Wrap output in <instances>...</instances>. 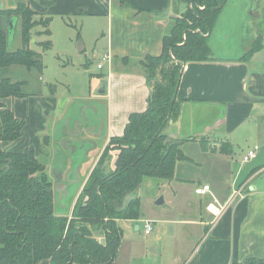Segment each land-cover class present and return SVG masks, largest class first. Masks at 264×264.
<instances>
[{"label":"trees","instance_id":"16d2710c","mask_svg":"<svg viewBox=\"0 0 264 264\" xmlns=\"http://www.w3.org/2000/svg\"><path fill=\"white\" fill-rule=\"evenodd\" d=\"M41 1L43 6L49 4ZM177 1L186 4L184 14L173 19L161 39L159 53L146 55L142 61L151 86L146 108L131 112L122 133L108 139L106 151L112 150L115 155L113 168L102 174L94 167L68 208L57 204L53 184L58 180L48 175L32 147L20 152L1 147L3 142L18 139L25 123L5 99L23 98L27 93L24 80L0 77V264H37L43 259L49 264H113L123 234L119 220L139 217L137 190L144 179L170 180L178 162L192 161L181 148L188 139L168 140L166 136V128L180 112L176 91L181 63L215 59L207 38L214 28H220L224 10L230 14L228 22L235 23L237 45L241 47L242 39L249 35L248 22L244 26L246 21L240 22V17H254L260 0ZM119 2L131 4L127 0ZM12 18L19 21L20 44L15 49L8 43ZM51 18L33 9L29 2L0 8V69L21 65L41 71V53L30 43L36 42V34L50 35ZM191 20L195 27H190ZM36 26L42 30H35ZM249 41L248 47L240 50V59L249 57L261 45ZM39 44L43 51L51 48L50 40ZM196 141L203 150L208 148L204 137ZM218 151L231 155L234 148L223 141ZM128 195L132 198L122 208ZM231 264H264V258L249 257Z\"/></svg>","mask_w":264,"mask_h":264},{"label":"crops","instance_id":"0c3cea01","mask_svg":"<svg viewBox=\"0 0 264 264\" xmlns=\"http://www.w3.org/2000/svg\"><path fill=\"white\" fill-rule=\"evenodd\" d=\"M47 1V6L34 0H29V5L47 15H83L88 22L96 24L99 49L94 53L110 55L100 72L90 73L95 77H89L85 93H73L60 104L56 111L58 119L52 126L53 144L58 146L63 158L58 169L64 172L63 178L70 172L73 179L74 169L78 167L80 183L94 167L102 174L110 171L113 156L104 165L108 151L114 153L106 151L108 139L122 133L131 112L146 108L151 86L142 61L146 55L159 53L162 37L173 19L185 11L186 4L177 0H127L129 5H122L119 0ZM223 15L224 20L218 22L221 26L225 24L223 30L227 34L220 47L223 55L213 49L215 59L183 64L176 91L177 99L181 100L180 112L177 120L166 128V134L172 132L188 140L206 137L212 131L224 135L237 130L250 118H254L257 131L261 129L264 122V32L261 45L249 57L240 59L233 33L235 25L230 26L227 10ZM252 19L263 22L264 0H260L254 17L249 19L242 15L240 22L246 21L244 26L248 22V28ZM15 67L24 68L12 65L4 69L10 74ZM84 67L82 73L88 71L87 65ZM221 142L213 140L216 152ZM10 144L3 142L1 147L12 152L25 148ZM80 152L85 155L82 160L78 157ZM233 154L220 153L218 157L230 167L234 162ZM231 174L225 183L215 182V189L203 183L209 186L203 194H208L210 199L206 204H215L219 213L214 216L205 205L203 212L199 209V217L191 220L202 227L204 234L182 264H231L249 257L264 258V186L257 182L264 174V160L256 156L238 164L234 175ZM37 264H49V261L43 259Z\"/></svg>","mask_w":264,"mask_h":264},{"label":"rangeland","instance_id":"374dc122","mask_svg":"<svg viewBox=\"0 0 264 264\" xmlns=\"http://www.w3.org/2000/svg\"><path fill=\"white\" fill-rule=\"evenodd\" d=\"M19 2H29V0H5L4 4L5 7L13 8ZM34 2L43 6L41 0ZM50 16L52 17L49 24L50 35L36 34L34 36L36 42L30 43L32 49L41 53L43 69L38 71L15 67L10 74H7L5 69H0V73L8 75L13 80H24V90L27 93L23 98L5 99L8 107L25 121L21 136L10 141L11 144L18 146L19 149L32 147L36 157L45 164L48 175L54 177L56 182L58 180L56 172L61 168L63 159L58 152V146L53 144L51 135L52 126L58 119L56 111L68 96H73V93H85L89 77H95L90 73L100 72V69L96 68V63L101 56L94 53L95 49H99L95 38L96 24L88 22L81 14ZM13 19H15V27L12 41L9 43L11 49L17 48L20 43L19 21ZM224 25L216 30L214 28L207 38L212 53L223 55L224 50L220 47L227 38L221 37L225 34ZM263 25L264 20L263 22L250 20L247 28L249 37L242 39L241 47L237 45V53L248 47L249 40L260 42L264 32ZM190 27H195V21L191 20ZM35 30L42 29L36 26ZM233 33L237 44L239 35L236 33V26ZM46 40L51 41V48L43 51L39 42ZM84 65H87L88 71L82 73L85 69ZM261 129L257 131L254 118H250L237 130L224 135L220 131L209 132L208 136L204 137L208 140L206 143L208 148L205 150L194 138L185 141L181 148L192 161L178 162L174 177L170 180L145 178L137 190L139 217L119 220L123 234L113 264H182L185 256L189 255L204 234L202 227L191 223V220L199 217V209L201 208L203 212L206 203L210 200L208 194H197L194 188L209 183L212 189H215V182L225 183L228 175L230 177L231 173L234 175L235 168L243 162L242 155L254 145L260 148L256 156L264 160V122ZM224 139L231 141L234 148L232 158L234 162L230 167L227 161L218 157L220 153L212 149L213 140L224 141ZM61 145L63 146L62 141ZM79 150L80 148L77 151ZM92 155L95 157L96 154L92 153ZM84 156L83 152L78 154L81 160ZM111 156H113L112 161ZM114 159V153L108 151L104 165L111 161L112 169ZM90 164L89 162L88 165ZM61 180L65 182L64 178ZM257 182L264 186V174L257 179ZM80 183L69 186L68 198L63 199V202L71 205L80 190ZM160 197L163 203L156 204V200ZM59 207L65 209L64 206L59 205ZM145 220L151 222L149 234L143 231Z\"/></svg>","mask_w":264,"mask_h":264},{"label":"water","instance_id":"95a60500","mask_svg":"<svg viewBox=\"0 0 264 264\" xmlns=\"http://www.w3.org/2000/svg\"><path fill=\"white\" fill-rule=\"evenodd\" d=\"M0 8H3V0H0ZM14 27H15V19H11L10 22H9V29H8V43H11L12 41V33H13V30H14ZM226 34V33H225ZM222 35L221 37H226V35ZM181 66H183V64L181 63ZM167 136V139L170 140V139H176V138H179L182 140L181 137H178L175 133H172V132H168L166 134ZM64 145V143H63ZM65 146V145H64ZM74 177L73 179L70 178V175L71 173L69 172L68 174H66L65 176V182H56L53 184V190H54V193L56 195V202L58 205L60 206H68V203H62V198L63 197H66L64 199H67L68 197V191H69V186L73 183H78L80 181V176L78 174V167H75L74 169ZM132 196L131 195H128L124 198L123 200V204H122V208H124L126 206V204L131 200ZM163 203V199L160 197L159 199L156 200V204H162Z\"/></svg>","mask_w":264,"mask_h":264},{"label":"built area","instance_id":"2783aa9c","mask_svg":"<svg viewBox=\"0 0 264 264\" xmlns=\"http://www.w3.org/2000/svg\"><path fill=\"white\" fill-rule=\"evenodd\" d=\"M110 60V55L108 53L102 54L100 57L99 61L96 63V68L97 69H102L105 64ZM260 150L258 145H254L252 148H250L247 152H245L242 155L241 160L243 162L250 161L251 159L255 158L258 151ZM209 190L208 185H203V186H198L194 189L195 193L197 194H204ZM206 208L215 216L219 213L218 207L215 206L213 203H208ZM151 230V222L149 220L144 221V233L149 234Z\"/></svg>","mask_w":264,"mask_h":264},{"label":"flooded vegetation","instance_id":"af4514ba","mask_svg":"<svg viewBox=\"0 0 264 264\" xmlns=\"http://www.w3.org/2000/svg\"><path fill=\"white\" fill-rule=\"evenodd\" d=\"M57 171H58V172H56L57 175H58V178L57 179L59 180L58 182H60V181H62L61 179L64 177V172L61 171L60 169H57Z\"/></svg>","mask_w":264,"mask_h":264}]
</instances>
